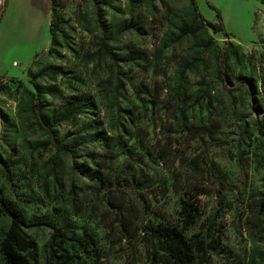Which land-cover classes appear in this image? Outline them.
Here are the masks:
<instances>
[{"label": "rangeland", "instance_id": "374dc122", "mask_svg": "<svg viewBox=\"0 0 264 264\" xmlns=\"http://www.w3.org/2000/svg\"><path fill=\"white\" fill-rule=\"evenodd\" d=\"M209 1L214 7L196 0L201 15L215 21L219 10L229 39L240 45L231 55L230 71L260 84L264 2ZM190 8V0H59L63 33L54 45L48 0H8L0 16V110L5 117L0 192L23 206L28 216L70 219L89 243L79 251L85 264H167L157 262L154 246L140 227L181 217L179 200L187 189L198 206L189 235L207 234L208 229L211 233L200 264H264V213L256 206L264 189V139L258 132L251 139L238 135L241 118L249 120L257 112H250L249 96L239 80L227 82L219 75L217 48L226 37L209 27L158 49ZM124 19L135 26L116 29L110 46L120 53H141L117 59L115 65L109 54L92 55L103 23L114 28ZM207 35L214 44L204 43ZM193 56L198 60L181 75V61ZM52 64L62 71L40 80L56 86L55 93L45 96L47 105L57 106L70 94L90 99L76 120L62 121L57 128L69 137L86 134L88 140L73 154L58 153L62 160L55 171L50 158L57 151L52 143H38L47 134L31 115L25 89H34L28 70ZM89 122L96 127L90 129ZM96 129L103 137L91 136ZM91 151L108 157L95 159ZM74 162L102 169L111 183H96L91 173L72 166ZM132 174L152 178L151 184L130 188L124 179ZM119 202L125 204L124 215ZM8 223L0 210V236ZM52 229L47 224L24 226L38 242L41 261Z\"/></svg>", "mask_w": 264, "mask_h": 264}, {"label": "trees", "instance_id": "16d2710c", "mask_svg": "<svg viewBox=\"0 0 264 264\" xmlns=\"http://www.w3.org/2000/svg\"><path fill=\"white\" fill-rule=\"evenodd\" d=\"M7 1L8 0H3L0 4V16L7 6ZM207 1L213 6L209 0ZM260 1L264 2V0ZM49 3L51 9L48 28L50 31L51 45H54L59 43L58 34L63 33L61 24L62 18L57 12L59 0H49ZM190 4L191 8L187 16L176 24L177 29L167 32L166 37L162 39L158 49L162 51L172 43L179 42L182 37L189 34L196 36L201 30L207 31L209 27H211L214 32L220 31L226 38L222 46L217 48V69L219 75L223 81L232 82L233 78L239 80L244 86L246 94L249 96L248 106L250 112H257L253 114L249 120L243 117L241 118V122L238 126V135L240 138L251 139V137L258 132L264 139V79L258 84V80L252 76L230 71L231 55L236 54L240 45L229 39V32L224 26L219 10H217L218 19L212 21L201 15L196 0H190ZM135 23L136 22L133 20L124 19L116 23L114 28H110L109 25L103 23L99 36V47L92 55L102 57L103 54H109L112 64L114 65L117 64V59H122L124 57L134 58L139 55L141 53L140 50L120 53L113 50L110 46V41L116 29L125 30L126 28L135 26ZM204 43H206V45L214 44L212 36L207 35ZM154 56L156 58L155 60H158L159 54L157 50ZM196 60H198V58L194 56L192 58H184L180 63L181 75L184 74L187 68L193 66ZM61 71L62 69L56 64L47 67H39L34 71L28 70L34 89L25 88L29 95L31 115L47 134V138L43 141H38V143L43 147L52 143L57 151V153H54L50 158L51 167L54 171L56 167L59 166L60 160H62L58 153L62 155L73 154L80 148L82 142L88 140L86 134L69 137L66 133H59L57 130L62 121H74L77 119L78 114L82 112L84 106L90 102L88 96L83 94H70L57 106L47 105L45 100L46 94L56 92V86L52 83H42L40 80L47 76H54ZM2 77L3 74L0 73V80ZM11 78L12 80H17L19 84H23L20 79ZM119 85H121V83H119ZM0 89H4L3 84H0ZM203 97L204 93L201 95V98ZM0 122L1 136L3 135V126H5V117L1 110ZM89 124L88 127L90 129L96 127L94 122H89ZM91 136L100 138L102 134L100 130L96 129L92 132ZM104 140H106V138ZM261 148L263 149L262 155L264 156V140L261 142ZM90 155L95 159L99 157H108L106 152L91 151ZM116 155L117 153L113 154L112 157H116ZM72 166L83 173H91V176L96 179V183L102 184L103 186L105 185V187L112 181L108 180L103 170L98 167L91 168L86 163L79 162H74ZM115 181L120 182L118 178L115 179ZM124 181L130 184V188L135 189L136 187L143 188L149 186L152 178L144 174H132L131 177L124 179ZM193 187L197 188L196 185ZM185 194L187 195H182L179 200V214L181 217L177 218L175 221L158 220L156 224L147 223L140 227V229L142 228L144 231L143 234L149 238L154 246L152 251L158 263L164 260L167 264H200V261L206 258L209 249L208 237L211 235L210 229H208L209 231L207 234L194 232L189 235L188 229H190L191 225L195 222V218L198 214V206L191 200L194 194L190 193L189 189L185 190ZM258 194L256 202L257 211L264 213V189L260 190ZM117 206L120 208L121 214L124 215L123 210L125 204L119 202ZM0 210L9 218V223L7 227L1 231L0 236V258L3 264H72L76 260L81 264H85L86 261L82 258L79 251H85L89 243L86 240L84 241L85 238L77 232L70 219L61 216L56 222L48 215L28 216L23 206L19 205V203L11 197L3 195L1 192ZM121 218V222L124 225V216ZM42 224L50 225L53 228L48 239L47 255L44 261L40 259L37 240L24 231V226H40ZM210 225L213 226V221H211ZM89 240L93 242L94 238L90 236Z\"/></svg>", "mask_w": 264, "mask_h": 264}, {"label": "crops", "instance_id": "0c3cea01", "mask_svg": "<svg viewBox=\"0 0 264 264\" xmlns=\"http://www.w3.org/2000/svg\"><path fill=\"white\" fill-rule=\"evenodd\" d=\"M49 1V0H48ZM2 2V0H0V3ZM50 6V3H49ZM51 9V8H50ZM50 9H49V23H50Z\"/></svg>", "mask_w": 264, "mask_h": 264}, {"label": "water", "instance_id": "95a60500", "mask_svg": "<svg viewBox=\"0 0 264 264\" xmlns=\"http://www.w3.org/2000/svg\"><path fill=\"white\" fill-rule=\"evenodd\" d=\"M1 123V122H0Z\"/></svg>", "mask_w": 264, "mask_h": 264}]
</instances>
